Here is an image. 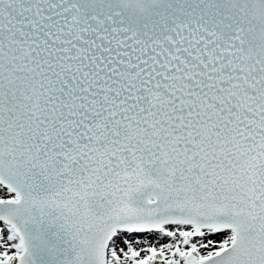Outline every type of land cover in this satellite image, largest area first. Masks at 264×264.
<instances>
[{"label": "snow or ice", "instance_id": "6c2138e0", "mask_svg": "<svg viewBox=\"0 0 264 264\" xmlns=\"http://www.w3.org/2000/svg\"><path fill=\"white\" fill-rule=\"evenodd\" d=\"M0 264H264V0H0Z\"/></svg>", "mask_w": 264, "mask_h": 264}]
</instances>
